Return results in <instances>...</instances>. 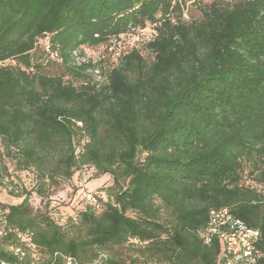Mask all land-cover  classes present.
I'll use <instances>...</instances> for the list:
<instances>
[{
    "label": "trees",
    "instance_id": "trees-1",
    "mask_svg": "<svg viewBox=\"0 0 264 264\" xmlns=\"http://www.w3.org/2000/svg\"><path fill=\"white\" fill-rule=\"evenodd\" d=\"M84 166L112 180L98 208L32 210ZM0 186L22 198L0 202L7 263L220 264L198 235L219 208L264 251V0H0Z\"/></svg>",
    "mask_w": 264,
    "mask_h": 264
},
{
    "label": "rangeland",
    "instance_id": "rangeland-1",
    "mask_svg": "<svg viewBox=\"0 0 264 264\" xmlns=\"http://www.w3.org/2000/svg\"><path fill=\"white\" fill-rule=\"evenodd\" d=\"M203 2H210L211 0H202ZM186 19L196 18L199 16V10L195 6H191L184 13ZM154 35V29L147 27L143 31L129 34L121 39V46L126 47H144V43ZM117 48V45L115 46ZM102 47L98 49L84 50L85 55L92 59L100 57ZM142 54L148 58L149 53L142 50ZM47 70L49 72H60L62 67L52 65ZM68 78V76H66ZM12 175L18 179L24 188L30 189L34 183L31 171H13V165L10 160L6 161ZM112 182L108 175H100L90 166H84L80 170H77L70 180H60L59 184L52 186L50 194L42 201L34 193L30 194L29 204L33 211L43 212L45 209L48 210L50 216L60 224H64L69 217L76 216L80 205L83 193L101 192L106 186ZM21 197L10 193L4 186H0V202L6 204H16L21 201ZM46 202L48 203L46 205Z\"/></svg>",
    "mask_w": 264,
    "mask_h": 264
},
{
    "label": "built area",
    "instance_id": "built-area-1",
    "mask_svg": "<svg viewBox=\"0 0 264 264\" xmlns=\"http://www.w3.org/2000/svg\"><path fill=\"white\" fill-rule=\"evenodd\" d=\"M98 192L83 193L81 200L98 208ZM4 211L0 206V224H5ZM198 235L205 244L211 243L214 238L221 242L220 264H257L264 251L258 246L260 232L251 228L241 219L233 216L227 208L212 209L208 221ZM11 251L19 258L24 256V251L19 246H10ZM104 254H99L93 264H102ZM64 264H81L70 255L63 256ZM0 264H14L0 261Z\"/></svg>",
    "mask_w": 264,
    "mask_h": 264
}]
</instances>
